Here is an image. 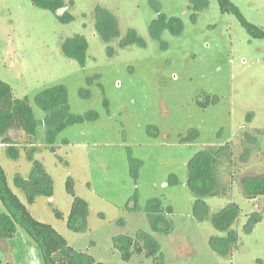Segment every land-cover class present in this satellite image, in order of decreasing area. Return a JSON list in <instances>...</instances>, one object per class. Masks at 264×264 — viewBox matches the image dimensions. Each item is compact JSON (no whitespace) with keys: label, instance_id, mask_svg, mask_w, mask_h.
<instances>
[{"label":"rangeland","instance_id":"1","mask_svg":"<svg viewBox=\"0 0 264 264\" xmlns=\"http://www.w3.org/2000/svg\"><path fill=\"white\" fill-rule=\"evenodd\" d=\"M65 2L58 13L73 15L67 23L32 0H0V76L15 97L29 98L39 119L45 113L36 106L35 95L57 84L67 87L73 113L96 111L99 117L63 130L55 151L46 141L44 125L35 136L10 130L21 150L12 159L0 145L11 189L35 219L51 224L74 249L100 262L159 264L144 253H134L126 262L114 247L115 235L136 237L145 231L159 241L165 264H264V197L249 199L240 185L242 176L264 174V37H253L236 14L221 11L218 0ZM231 2L264 31V0ZM97 4L119 21L121 35L110 44L112 54L95 30ZM161 16L179 18L180 31L153 25ZM129 28L145 39V46H120ZM76 33L88 42L84 64L62 48ZM193 130L198 132L195 140ZM226 144L218 160L219 188L225 193L205 198L209 218L201 221L194 215L196 196L187 185L188 163L197 152ZM31 148L51 175L54 192L28 204L15 177H29ZM172 174L177 185L170 184ZM69 178L76 195L89 204L85 231L67 224L73 203ZM154 197L173 208L169 235L153 232L146 216L133 210L135 200L144 207ZM231 202L241 213L232 226L238 245L227 257L213 251L209 240L226 236L213 226L211 216ZM3 212L5 206L0 207ZM253 212L262 220L246 231ZM0 264H43L38 244L21 225L14 237L0 239Z\"/></svg>","mask_w":264,"mask_h":264},{"label":"trees","instance_id":"2","mask_svg":"<svg viewBox=\"0 0 264 264\" xmlns=\"http://www.w3.org/2000/svg\"><path fill=\"white\" fill-rule=\"evenodd\" d=\"M35 6L54 12L58 18L64 22L74 20L69 11L59 14L58 11L67 3L65 0H32ZM221 11L236 14L242 25L253 37H264V31L255 24L246 20L239 8L231 0H218ZM95 30L102 41L108 45L110 54L113 47L110 46L114 39L120 38V26L117 17L106 7L97 4L94 7ZM164 16V15H162ZM152 24L162 30L165 27L180 31L182 21L177 17L167 20L162 17ZM174 29V30H175ZM159 32V31H158ZM151 34H155L152 31ZM130 44L146 45L144 38L139 36L135 29L129 28L127 35L121 39L120 46L126 47ZM64 53L71 59L78 60L84 64L88 59V42L81 33H76L68 37L62 45ZM1 75V68H0ZM38 108L44 111L42 119L36 117L29 98H17L13 89L0 76V145L6 148L7 155L12 159L20 156L21 150L14 144L10 130H24L30 135L37 134L38 127H46V141L55 151L56 141L59 134L67 127L87 120H95L99 117L96 111L84 114L73 113L70 109L68 89L64 84L49 86L39 91L34 98ZM209 101L203 103V106ZM192 140L198 137V132L193 130ZM228 144L217 150H202L197 152L188 163V182L187 185L196 196L194 204V215L201 221L209 218V205L205 198L211 196H221L225 193L224 189L219 188L220 178L218 175V160L221 152ZM28 158L34 162L33 169L28 178L15 177V186L22 190L27 198V203L32 204L36 199L45 195L51 197L54 192V184L51 175L46 171L42 162L36 161L33 156V149L29 150ZM133 166V165H132ZM134 168V167H133ZM137 175L136 170L133 171ZM170 184L177 185V177L170 176ZM240 185L244 195L249 199L264 197V174L242 176ZM67 189L73 196V203L68 217V227L74 231H85L87 229L89 204L76 195L72 178L67 181ZM136 198L135 196L133 199ZM5 206L7 212L0 214V239L7 240L15 236L17 224L21 225L25 231L33 237L38 244L43 264H107L97 261L92 255L74 249L51 224L35 219L30 213L28 206L11 189L4 167L0 163V207ZM136 204L133 210L138 209L149 221L153 232L169 235L173 231V221L170 217L173 208L165 206L163 200L154 197L148 200L144 207ZM241 213L239 205L235 202L229 203L220 211L211 216L213 226L226 236H214L209 240V245L213 251L222 256H230L233 249L238 245V233L232 229ZM58 217L63 214L56 210ZM262 220V215L258 212L251 213L246 231H251L253 227ZM114 247L120 252L122 258L129 262L134 253H144L148 257H156L159 264H165L160 255V243L153 234L139 231L136 237L127 234H119L113 237Z\"/></svg>","mask_w":264,"mask_h":264}]
</instances>
